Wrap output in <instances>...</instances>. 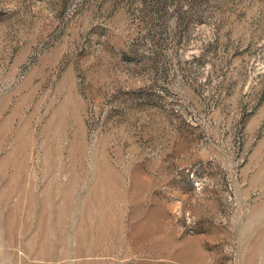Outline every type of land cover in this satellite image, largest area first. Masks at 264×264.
<instances>
[{
	"label": "rangeland",
	"instance_id": "1",
	"mask_svg": "<svg viewBox=\"0 0 264 264\" xmlns=\"http://www.w3.org/2000/svg\"><path fill=\"white\" fill-rule=\"evenodd\" d=\"M0 264H264V0H0Z\"/></svg>",
	"mask_w": 264,
	"mask_h": 264
}]
</instances>
